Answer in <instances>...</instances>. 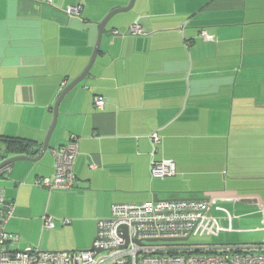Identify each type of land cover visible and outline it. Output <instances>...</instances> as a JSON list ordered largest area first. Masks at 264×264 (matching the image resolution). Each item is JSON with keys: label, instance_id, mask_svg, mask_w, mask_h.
Segmentation results:
<instances>
[{"label": "crops", "instance_id": "1", "mask_svg": "<svg viewBox=\"0 0 264 264\" xmlns=\"http://www.w3.org/2000/svg\"><path fill=\"white\" fill-rule=\"evenodd\" d=\"M130 2L0 0V137L34 144L6 160L39 156L100 25ZM78 5L80 16L67 13ZM119 14L89 75L61 102L50 149L0 176L15 205L6 231L18 240L9 248L87 251L113 204L155 198L208 200L213 220L198 227L213 240L202 245H264V0H136ZM136 21L144 34H127ZM202 30L215 41L200 39ZM96 96L107 99L103 109ZM72 136L80 140L75 189L35 185L53 176L52 150ZM163 161L175 164L174 176L152 174ZM45 215L54 229H44Z\"/></svg>", "mask_w": 264, "mask_h": 264}, {"label": "built area", "instance_id": "2", "mask_svg": "<svg viewBox=\"0 0 264 264\" xmlns=\"http://www.w3.org/2000/svg\"><path fill=\"white\" fill-rule=\"evenodd\" d=\"M81 5L68 7L69 15L80 16ZM114 34H119L115 31ZM127 34L139 36L143 28L136 21ZM204 41L216 37L206 30L199 33ZM107 99L94 98L97 109H103ZM154 153L161 138L150 136ZM79 138L72 136L63 145L54 148V173L52 177H39L35 185L48 192H68L76 187L75 165L79 155ZM6 168L0 172V176ZM151 172L155 177H170L176 173L171 161L153 162ZM15 205L5 199L0 190V264H264V245H188L189 238L203 221L213 220L210 203L205 200H175L141 204H113L111 217L100 223L98 238L87 251H28L11 250L9 244L16 236L6 231ZM69 224L68 220L62 221ZM44 229H54L55 219L44 216Z\"/></svg>", "mask_w": 264, "mask_h": 264}, {"label": "water", "instance_id": "3", "mask_svg": "<svg viewBox=\"0 0 264 264\" xmlns=\"http://www.w3.org/2000/svg\"><path fill=\"white\" fill-rule=\"evenodd\" d=\"M135 1L136 0H131L130 4L126 8H121V9L114 10L105 19V21H103V23L100 25L98 42H97V45H96L94 54H93V56L91 58V61H90L89 65H88V67L85 69V71L83 72V74L78 79H76L75 81H73V83H71L68 87H66V89L62 92V94L60 95L59 99L56 102V105H55V108H54V122H53V125H52V127H51V129L49 131L48 137H47V139H46V141H45V143L43 145V148H42L39 156L36 157V158H30V157H27V156H19V157H14V158L8 159V160H6V161H4L3 163L0 164V172L2 170L6 169V168L13 169L14 166H15V164L17 162H19V161L38 162V161H40L44 157V155L46 154V152L50 149L49 142H50V138H51V136H52V134H53V132L55 130L56 124H57L58 114H59V107H60L61 102L63 101V99L65 98V96L72 89H74L78 84H80L81 82H83L86 79V77L89 75V72H90V70H91V68H92V66H93V64H94V62L96 60V57L98 55V52L100 50L102 36L104 34V30H105V27L108 24V22L116 14L123 13V12H128L129 10H131L133 8L134 4H135ZM175 200H202V199H172V200H168V201H175ZM206 201L208 202V200H206ZM154 202H160V200H158L157 198H155L154 199ZM99 232H100V230H98V233ZM97 238H98V236L95 238V241H96ZM188 240H189V238H183V239H173V240H168V241H182V242H186Z\"/></svg>", "mask_w": 264, "mask_h": 264}, {"label": "trees", "instance_id": "4", "mask_svg": "<svg viewBox=\"0 0 264 264\" xmlns=\"http://www.w3.org/2000/svg\"><path fill=\"white\" fill-rule=\"evenodd\" d=\"M33 146L34 144L31 142L9 137H0V164L10 155L29 154V150H31Z\"/></svg>", "mask_w": 264, "mask_h": 264}, {"label": "rangeland", "instance_id": "5", "mask_svg": "<svg viewBox=\"0 0 264 264\" xmlns=\"http://www.w3.org/2000/svg\"><path fill=\"white\" fill-rule=\"evenodd\" d=\"M119 15H123V14H118L115 17H119ZM114 17V18H115ZM56 192H61V191H56ZM199 229H197L194 234L190 237V239L185 243L188 245H202V244H207L210 243L211 240H213L211 237H205L204 235L202 236L200 233V227H198ZM259 235V234H258ZM258 235H245L244 238L246 240H248V238L251 239H255Z\"/></svg>", "mask_w": 264, "mask_h": 264}]
</instances>
